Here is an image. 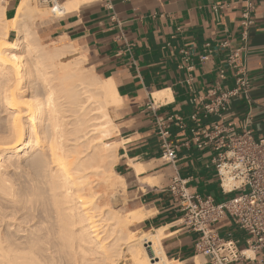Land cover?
Here are the masks:
<instances>
[{
    "label": "crops",
    "instance_id": "0c3cea01",
    "mask_svg": "<svg viewBox=\"0 0 264 264\" xmlns=\"http://www.w3.org/2000/svg\"><path fill=\"white\" fill-rule=\"evenodd\" d=\"M18 2L7 0L8 18L13 17ZM255 2V24L248 39L249 99L242 94L234 97L220 115L207 113L204 105L213 98L210 90L234 85L233 69H227L225 78L219 69L229 50L242 44L244 0H93L35 22L44 42L72 45L76 51L71 55L86 56L102 78L115 81L122 97L121 104L111 110L119 130L113 140L122 144L116 171L125 179L130 210L147 214L138 223L141 229L164 227L166 255L177 264H205V260L196 251L198 234L182 224L183 213L169 190L172 177L178 174L187 180L191 192L211 196L216 202L242 193L241 189H223L211 163L217 151L200 149L195 135L202 138L212 122L218 121L231 134L249 129L256 138L264 136V0ZM219 3L226 6L213 10L212 5ZM16 36L12 29L8 38ZM224 41L228 47L220 45ZM207 43L211 53L203 61L200 56ZM164 91L157 101L153 94ZM152 100L154 109L148 107ZM193 113H198V122L191 119ZM159 119L170 125L169 139L178 153L175 163L163 156ZM132 162L141 163L143 172L138 174ZM125 204L126 200L124 208ZM217 227L222 236L246 246L248 234L231 219L221 220ZM235 264L257 263L242 260Z\"/></svg>",
    "mask_w": 264,
    "mask_h": 264
},
{
    "label": "bare ground",
    "instance_id": "6f19581e",
    "mask_svg": "<svg viewBox=\"0 0 264 264\" xmlns=\"http://www.w3.org/2000/svg\"><path fill=\"white\" fill-rule=\"evenodd\" d=\"M90 1L19 0L8 18L0 0V264H120L124 253L132 264H177L164 227L134 231L147 214L115 204L113 190H126L121 142H110L115 81L86 70V56L60 60L75 48L45 47L34 27Z\"/></svg>",
    "mask_w": 264,
    "mask_h": 264
},
{
    "label": "built area",
    "instance_id": "2783aa9c",
    "mask_svg": "<svg viewBox=\"0 0 264 264\" xmlns=\"http://www.w3.org/2000/svg\"><path fill=\"white\" fill-rule=\"evenodd\" d=\"M47 1L54 4V0ZM240 23L242 44L229 50L227 58L219 69L220 77L225 78L227 69H233L235 82L232 87L210 90L213 98L204 105L207 113L220 115L226 110L231 99L244 95L249 99L251 78L248 73V39L255 24V0H244ZM225 3L212 5L219 11ZM228 47V41L220 44ZM210 45L206 44L205 53L200 57L206 61L210 57ZM212 91V92H211ZM154 109V101L148 103ZM198 122V113L191 116ZM160 136L163 139V156L171 162L178 160L176 146L170 141V125L159 119ZM181 125L184 123L181 121ZM211 129L201 137L195 135L197 146L202 149L211 147L217 151L212 165L217 169L224 190L241 189L242 193L226 201L216 202L211 196L202 197L187 187V180L178 174L172 177L169 190L175 204L182 211V224L198 234L196 251L204 257L205 264H235L238 261H256L264 264V136L256 138L252 131L231 134L221 122H212ZM229 185V187H227ZM231 219L247 234L246 246L240 247L238 241L220 234L217 224Z\"/></svg>",
    "mask_w": 264,
    "mask_h": 264
},
{
    "label": "rangeland",
    "instance_id": "374dc122",
    "mask_svg": "<svg viewBox=\"0 0 264 264\" xmlns=\"http://www.w3.org/2000/svg\"><path fill=\"white\" fill-rule=\"evenodd\" d=\"M57 2V0H56ZM1 3L4 4L6 7L8 6V3H7V0H1ZM37 3L39 5H47V6H55L54 4H49L48 2H45V1H42V0H37ZM56 4V3H55ZM59 14H62V13H57L55 15H59ZM21 18V17H20ZM35 22L38 20V19H34ZM21 20L19 19L18 22H20ZM35 22H34V27H35ZM36 29V27H35ZM39 37V36H38ZM15 38V37H14ZM13 38V39H14ZM39 40H40V43H42L45 47L47 48H53V47H57V46H63L64 44H61L60 42H57V41H54L52 43H46L44 42L40 37H39ZM76 50L72 51V52H69L68 54H66L65 56L61 57L60 60L62 61H68V60H72V59H75L77 58L78 56L76 55H71L72 53H74ZM83 66L84 68H86V70H88L87 68H93L91 67V65L88 63V61L86 60L84 63H83ZM94 69V68H93ZM95 70V69H94ZM96 71V70H95ZM100 76L104 77L102 74H100L98 71H96ZM121 104V103H120ZM120 104L118 105H113L110 107V114H111V110L114 108V107H118ZM114 121V120H113ZM110 128L113 130V135H112V139L110 140V142L112 141H115L113 140L114 139V136L119 132H117V127L115 124H112L110 126ZM116 169V168H115ZM119 173V172H118ZM150 181V180H149ZM120 189V190H119ZM113 193H114V201H115V204L116 203H119L118 207H120V210L122 213H126L127 210H130L132 209V205L130 204V201H129V194L127 192V188H126V191L124 190V188L122 187H118L117 188V191L116 189L113 190ZM123 193V194H122ZM122 194V195H121ZM126 200V208L123 207V204H124V201ZM122 205V206H121ZM132 230L134 231H137V232H140V231H145V230H142L140 225L139 224H136L135 226L131 227ZM147 231V230H146ZM118 263L120 264H132V259L130 258V255L128 253H124V255L118 260Z\"/></svg>",
    "mask_w": 264,
    "mask_h": 264
}]
</instances>
